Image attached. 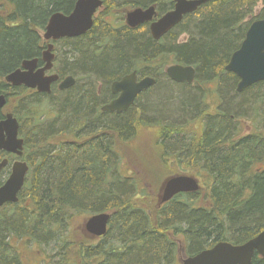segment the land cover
<instances>
[{
	"label": "trees",
	"instance_id": "obj_1",
	"mask_svg": "<svg viewBox=\"0 0 264 264\" xmlns=\"http://www.w3.org/2000/svg\"><path fill=\"white\" fill-rule=\"evenodd\" d=\"M76 1L6 0L8 12L0 15V94H7L6 107L12 104L20 122L30 166L19 201L0 208V264H26L30 250L37 264H175L179 245L192 256L218 242L241 244L260 233L264 82L237 92L239 79L225 66L245 38L247 19L264 0L209 2L160 41L145 26L130 29L116 19L99 24L97 18L85 35L64 40L61 56L66 59L58 61L79 83L56 96L25 87L8 90L5 75L25 59L40 58V32L50 16L71 12ZM155 2L168 0H105L103 15L113 16L117 4ZM182 34L188 39L179 42ZM170 63L195 67L196 86L165 77L177 88L159 87L157 70L161 74V65ZM152 64L159 65L156 71L147 70ZM134 70L157 76V83L126 112H103L101 107L114 98L110 85ZM252 111L259 125L245 133L241 119ZM141 128L150 133L145 143H140ZM142 144L146 151L140 153ZM123 147L133 160L153 154L162 170L156 180L179 175L170 168L196 169L202 188L162 207L138 204L134 197L143 179L134 172L123 174L122 163L128 161ZM5 156L0 151V160ZM155 164L150 167L156 169ZM201 199L208 205H200ZM101 212L111 214L103 237L89 235L83 226L78 233L71 225L75 217ZM252 264H264V259L255 256Z\"/></svg>",
	"mask_w": 264,
	"mask_h": 264
},
{
	"label": "water",
	"instance_id": "obj_2",
	"mask_svg": "<svg viewBox=\"0 0 264 264\" xmlns=\"http://www.w3.org/2000/svg\"><path fill=\"white\" fill-rule=\"evenodd\" d=\"M215 0H177L175 9L166 13L158 21L151 24V32L157 41L161 39L175 26L179 25L183 17L196 11L202 5ZM103 0H77L73 10L68 13H53L44 29V39L59 40L61 38H76L85 35L94 25V15L101 6ZM155 15L154 8H136L128 12L126 21L130 27H137L151 21ZM53 44H49L42 54L44 67L38 68L39 59L24 60L21 68L7 74L5 80L13 87L25 86L37 89L41 93H51L52 84L58 80V76L45 75L52 69L54 54ZM227 72L234 73L238 78L237 92L264 82V18L251 23L245 39L240 47L231 55L225 66ZM169 78L178 83L192 84L195 80L196 69L193 66L173 64L166 69ZM75 78L67 77L59 85L62 90L75 85ZM157 80L146 76L138 79L134 71L125 75L120 80L111 84V91L117 94L116 99L101 107L103 112L122 114L129 110L138 96L145 90L155 86ZM7 102L5 95H0V109ZM19 121L12 113H8L0 121V151L17 157L10 165L8 158L0 161V174L9 165L11 171L6 181L0 186V208L8 203H17L19 193L25 185L29 165L22 160L24 154V139L20 137ZM200 189L198 180L187 175H177L167 179L163 185L160 204L171 201L180 193L197 192ZM111 215L106 212L96 213L90 216L84 223L87 233L102 237L108 232ZM264 258V230L255 237L242 244L231 242H218L213 247L205 249L193 256L186 257L182 264H252L255 255Z\"/></svg>",
	"mask_w": 264,
	"mask_h": 264
},
{
	"label": "rangeland",
	"instance_id": "obj_3",
	"mask_svg": "<svg viewBox=\"0 0 264 264\" xmlns=\"http://www.w3.org/2000/svg\"><path fill=\"white\" fill-rule=\"evenodd\" d=\"M5 1L6 0H0V15H3V16L6 15V13L8 12V9L6 8L7 5H5ZM114 9L118 12V15L115 16V18H119L121 16V14L124 13V11H125V8H122V6L121 5H118V4H117V6L114 7ZM262 14H264V2L263 1H260L256 5V7L254 8L253 14L247 20L253 21V20L257 19L258 17H260ZM107 19H111V18H108V17L104 16L103 14L98 15V23L99 24L101 23L102 20H107ZM120 23L122 25L124 24L123 22H120ZM40 34L43 35V32L41 31ZM187 39H188V35L187 34L179 35V38H178L179 42H182V41L184 42ZM59 46L60 47L58 48V50H59L58 52L60 53V51H63V47L64 46L62 44H60ZM58 57H59V59H62V56H58ZM65 59H62V60H65ZM62 62L64 64H66V62L70 63L69 60L62 61ZM171 63L169 65H171ZM59 65H61V64H59ZM169 65H167V66L166 65L165 66L161 65V67L164 68V69H162V72L163 73L161 72V74L159 73V69L160 68L159 69L156 68V67H159V65L155 66L154 64H152V65L147 66L146 68L149 71H152V70H150V68L153 69V70L158 69L157 72H158L159 75H157V76H158V79L159 78L161 79V81L159 80L160 81L159 87H162V86H172V87L177 88L176 86L170 85L166 81L167 80L165 78V77H167V75H166V68ZM143 67H145V66H143ZM146 68H141V69L144 70ZM154 72H152V73H154ZM157 76H155V77L157 78ZM0 81H1V79H0ZM77 83H79V82H77ZM80 83H82V82H80ZM192 85H194V84H191V86ZM209 85L211 86V89H213L212 86H214V88H216V86H217V85L215 86V84H209ZM101 86H102V84L99 85V88H101ZM194 86H196V85H194ZM195 90H197V89H193L192 91H195ZM53 94H54V96L57 95L56 93H53ZM197 94H198L199 99L201 100V95L202 94L199 91L197 92ZM209 96L210 95L207 94L206 97H209ZM203 98H205V96ZM208 101H209V99H208ZM202 105H203V103H202ZM11 109H12V104L9 105V107L6 109L5 112L11 111ZM147 115L148 116H151V114H147ZM254 116H255L254 115V112L252 111L249 118L241 119L242 120V124H244L243 127H244V132L245 133H247L249 131H252L251 128H253L254 125H259V123L257 124V121L256 122L253 121L254 120L253 119ZM257 120H258V118H257ZM139 136L141 138L140 139V143H141V140L143 141V143H145V140H149L150 139V133L148 131H145V129H142V128L139 129ZM153 137H155V134H154ZM138 151L140 153L143 152V151H146V146L145 145L143 146V144L142 145H139ZM121 152H122L123 157L126 160H128V161H124L122 163V166L121 167L123 168V171H124L123 174L124 175H129V174H132L134 172L133 175H135V173L136 174H139L140 177L143 179V182H145V183L141 182L142 184H141L140 188L138 187V191H137L138 195L135 196L134 199L136 201H138V204L140 202H145V203H148L149 206H152V207L155 206L158 203V201H159L160 190H161L164 182L166 181V179L170 175L164 177L162 180H161V178H158L157 180L154 178V177L161 176L162 175V170H160V168H158V165L159 164L156 163L157 161L155 162V158L156 157H154L152 153H150L152 155H147V154H143L142 153V155H141V157H140L139 160L138 159L133 160L134 158H131V157L128 156V153L130 152V149L128 150L126 147H123L122 150H121ZM139 161H143V162L146 161V162H148V164L147 163H144L142 165L141 162H139ZM154 164H155L156 169L150 167V166H153ZM134 165H136V166H134ZM170 169L171 170H175V172H177V174L190 175V176H195V177L199 176V173L197 172L196 169L193 170V169L187 168V167H183V168H179V169H172V168H170ZM131 170H133V171H131ZM144 170L146 171V173L143 175ZM166 172L167 171H165V173ZM165 173L163 172V174H165ZM8 175H9V171L8 172H5V174L3 175V178H2L3 181L8 177ZM148 176H150V177H148ZM151 176H153V177H151ZM148 178H151V179H148ZM202 185H203V189H202V194H203L202 199H203L204 196H206L207 194H206V186L204 184H202ZM143 190L145 191V193H144ZM202 199L199 202L200 205H208ZM87 217L88 216H82V217L79 216V217H75L73 219L71 225L75 229L76 232L79 233L80 231H82L80 228H82V226H83L85 220L87 219ZM181 247H182V245H179V250H181V251L178 253V256H177V259H176V263L175 264H182V261L186 257H188L185 253H183L184 251H182V248ZM25 255H26V260H25L26 261V264H37V261H36V258L37 257L35 256V254H34L33 251H31V250L29 252L26 251L25 252Z\"/></svg>",
	"mask_w": 264,
	"mask_h": 264
},
{
	"label": "flooded vegetation",
	"instance_id": "obj_4",
	"mask_svg": "<svg viewBox=\"0 0 264 264\" xmlns=\"http://www.w3.org/2000/svg\"><path fill=\"white\" fill-rule=\"evenodd\" d=\"M215 1H218V0H215ZM77 2V1H76ZM210 2H214V1H210ZM176 3H177V0H168V2H167V4H162V3H150V4H144V5H128V6H122V8H125V11H124V13H122L121 14V16L119 17V18H115V16H117L118 15V12L117 11H115V13H114V17L110 14V15H105L106 17H108V18H111V19H116V22L117 23H120V22H123L124 24H123V27H127V28H130V29H137V28H140L141 26H145L146 28H147V33L150 35V37L153 39V40H155V41H157L156 39H154V37H153V35H152V32H151V28H150V26H151V24L152 23H154V22H156V21H158L162 16H164L166 13H168V12H170V11H172V10H174L175 9V5H176ZM209 3V2H208ZM208 3H206V4H208ZM76 4V3H75ZM206 4H204V5H202L201 7H199L196 11H194V12H192V13H189V14H187V15H185L184 17H183V20H182V22L184 21V19L188 16V15H191V14H194V13H196V12H198V10L200 9V8H202L203 6H205ZM75 6V5H74ZM154 8L155 9V15H154V17H153V19L151 20V21H148V22H145V23H143V24H141V25H139V26H137V27H130V26H128L127 25V21H126V17H127V14H128V12H130V11H132V10H134V9H136V8H142V9H148V8ZM163 8V10H160V8ZM74 8V7H73ZM73 10V9H72ZM108 10V9H107ZM106 11V7H105V0H103V5L99 8V9H97V11H96V13H95V15H94V24H95V21H96V19L98 18V15H100V14H104V12ZM62 13H64V12H62ZM70 13V12H69ZM65 14H68V13H65ZM181 22V23H182ZM180 23V24H181ZM179 24V25H180ZM94 26V25H93ZM178 26V25H177ZM177 26H175L173 29H171L169 32H171L172 30H174ZM46 27V26H45ZM93 28V27H92ZM45 29V28H44ZM43 32H44V30H43ZM169 32L168 33H166L163 37H165V36H167L168 34H169ZM44 34V33H43ZM163 37H161V39L163 38ZM76 38H78V37H76ZM66 39H72V38H61V39H59V40H55V41H53V40H50V41H47V40H45L44 39V35H41V45H39V48H40V50H41V52H40V58H38L39 59V64H38V67H37V69L38 68H42V67H44V62L42 61V54H43V52L47 49V47H48V45L49 44H53V50H52V53L54 54V60H53V67H52V69H50V70H47L46 72H45V75H47V76H49V75H53V74H55V75H57L58 76V80L55 82V83H53L52 84V87H51V93H41V92H38L37 91V89H33L34 90V92H38V93H40V94H48V95H50V94H52V92L53 93H55V92H63V91H65V90H68V89H70V88H72V87H70V88H68V89H65V90H62V89H60L59 88V85L62 83V81H64L67 77H70V76H72V77H74L75 78V80H76V82H75V84L78 82V78L77 77H75V75H73L72 73H71V71H63L62 69H64L65 67L63 66V65H59L58 64V60H59V58H58V56H61V51H60V53L58 52L59 50H58V48L60 47L59 45L60 44H62V45H64V43H65V41L64 40H66ZM160 39V40H161ZM160 40H158V41H160ZM24 61V60H23ZM22 61V62H23ZM22 62H21V64H20V66L18 67V68H21V65H22ZM18 68H16V69H18ZM15 69V70H16ZM14 71V70H13ZM134 71H136L137 72V75H138V79H141V78H143V76H141L140 75V73L137 71V70H134ZM134 71H132V72H134ZM6 76V75H5ZM8 86H7V89L8 90H12L13 88H17V87H13V86H11V85H9V84H7ZM75 86V85H74ZM20 87H24V86H20ZM28 90H30V89H28ZM110 91H111V85H110ZM8 93V92H7ZM111 93H112V91H111ZM3 95H7V94H4V93H2ZM113 94V93H112ZM1 95V94H0ZM113 96H114V98L110 101V102H112L114 99H116V97H117V94H113ZM7 98V97H6ZM109 102V103H110ZM6 109H7V107L5 106L4 108H2V109H0V112H1V115H2V117L3 118H1L0 120H2V119H4L5 118V115L7 114V112H5L6 111ZM10 112V111H9ZM14 113V112H13ZM112 113H114V112H112ZM15 115V114H14Z\"/></svg>",
	"mask_w": 264,
	"mask_h": 264
},
{
	"label": "bare ground",
	"instance_id": "obj_5",
	"mask_svg": "<svg viewBox=\"0 0 264 264\" xmlns=\"http://www.w3.org/2000/svg\"><path fill=\"white\" fill-rule=\"evenodd\" d=\"M57 12H60V11H57ZM54 13H55V12H54ZM33 59H36V58H33ZM25 60H32V59H25ZM228 62H229V61H228ZM166 75H167V73H166ZM167 77H168V75H167ZM174 83H175V82H174ZM164 87H166V86H164ZM200 101H201V100H200ZM200 101H199V102H200ZM103 106H104V105H103ZM200 110H202V106L199 107V111H200ZM20 137H21L22 139H24V137H23L21 134H20Z\"/></svg>",
	"mask_w": 264,
	"mask_h": 264
}]
</instances>
